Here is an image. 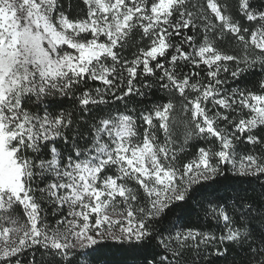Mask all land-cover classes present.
I'll use <instances>...</instances> for the list:
<instances>
[{"label": "snow or ice", "instance_id": "obj_1", "mask_svg": "<svg viewBox=\"0 0 264 264\" xmlns=\"http://www.w3.org/2000/svg\"><path fill=\"white\" fill-rule=\"evenodd\" d=\"M82 3L0 0V264H264V0Z\"/></svg>", "mask_w": 264, "mask_h": 264}, {"label": "trees", "instance_id": "obj_2", "mask_svg": "<svg viewBox=\"0 0 264 264\" xmlns=\"http://www.w3.org/2000/svg\"><path fill=\"white\" fill-rule=\"evenodd\" d=\"M72 5H73L72 15L76 16L79 9L83 7L82 0H72ZM144 43H146V41ZM138 45L142 46L140 41V32L134 31L128 38V49L125 52V55L130 58L132 54L137 51ZM258 79H259V74L251 77L249 87H252V82ZM229 83L232 84V81L230 80ZM92 86L95 87L96 83H93ZM157 95L163 96L164 94L158 93ZM176 115L179 118L182 114L179 111H177ZM222 185L224 187H227L229 185L248 187L247 184L237 185L236 182H234L233 179L231 178L222 180ZM254 186L255 185H253V187ZM221 191H223V188L221 189ZM190 223L192 224L196 223L195 217L191 218ZM143 254L144 253L142 252L126 251L125 248L120 247L118 242L115 241L107 242V244H105L100 250L101 264H104L105 261H107L108 264H138V261ZM215 264H226V262L223 259H217L215 260Z\"/></svg>", "mask_w": 264, "mask_h": 264}]
</instances>
